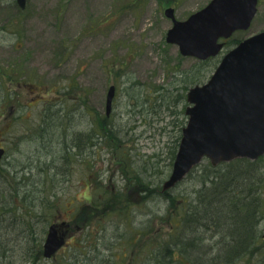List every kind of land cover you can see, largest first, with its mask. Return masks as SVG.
Returning a JSON list of instances; mask_svg holds the SVG:
<instances>
[{
	"label": "rangeland",
	"instance_id": "374dc122",
	"mask_svg": "<svg viewBox=\"0 0 264 264\" xmlns=\"http://www.w3.org/2000/svg\"><path fill=\"white\" fill-rule=\"evenodd\" d=\"M209 1L28 0L26 8L22 9L16 0H0V147L6 149L0 168L12 180L9 188L0 186V195H3L0 198V250H9L10 264L66 263L65 255L77 243L76 238H80L90 210L84 198L92 192L79 160L68 166L58 163L61 145L41 137L43 131L48 132L42 130L41 124L46 113L50 117L46 122L52 125L53 113L62 107V111L68 113L62 125H72L69 126L72 134L80 133L91 126L93 116L105 114L109 87L115 85L111 113H116L130 130L128 134L123 131L122 137L133 162L132 170L130 174L118 171L120 167L116 166L120 161L103 149L95 164L100 179L112 190L119 185L128 186L124 191L126 196L121 198L124 202L139 203L140 200H135L141 198L142 191L132 185L136 181L135 171L145 169L147 177H156L162 183L169 178L179 129L188 121L185 110L189 88L211 77L220 56L205 69L204 82L188 84L185 89L190 74L182 78L178 71L196 70L201 63L195 57L183 55L178 44L167 41L173 21L165 11L172 6L177 19L185 20ZM261 30H264V0L258 2L251 27L236 31L231 43ZM162 94L166 97L162 98ZM180 94L183 96L179 100ZM176 99L178 102L174 103ZM168 101L171 109L166 107ZM84 107L88 111L82 114ZM259 159L262 168L258 177L263 180L260 196L264 200V156ZM148 162L149 165L143 167ZM209 162L210 170L218 167L209 158L197 165ZM57 164L62 174L55 183L51 173ZM189 173L173 191L174 195L194 191ZM55 184L60 196L57 200L53 192ZM20 187L25 194L29 193L27 199L12 202L11 196L17 193L15 188L19 191ZM35 192L36 198H33ZM79 198L83 201H78ZM48 200L58 203L59 207L48 205ZM72 200H75L74 208L81 205L79 220L67 215L66 209H70ZM140 206L142 211L147 207ZM151 208L155 209L152 203ZM12 209L16 216L11 213ZM96 214L93 223L101 215L100 211ZM52 223H59L68 234L56 255L45 258L44 242ZM261 227L264 231V218ZM40 236L41 254L38 251L35 258L31 254L24 257L34 244L36 253ZM129 250L133 253L131 247ZM263 255L264 245L254 256L256 262ZM251 257L248 261L254 259Z\"/></svg>",
	"mask_w": 264,
	"mask_h": 264
},
{
	"label": "trees",
	"instance_id": "16d2710c",
	"mask_svg": "<svg viewBox=\"0 0 264 264\" xmlns=\"http://www.w3.org/2000/svg\"><path fill=\"white\" fill-rule=\"evenodd\" d=\"M213 59L199 60L201 65L196 70L192 68L189 71H178L182 78L186 73L190 74L185 89H188V84L205 80V69L212 64ZM165 95L162 94V98ZM182 96L178 95L177 99L180 100ZM177 99L173 102L177 103ZM171 106L168 101L166 107L171 109ZM57 109L53 113L54 119H51L52 125L48 124L49 121L46 122L50 119L47 113L43 116L42 130L48 132L43 131L41 137L61 145V148L58 147L62 151L58 163L68 166L79 160L83 177L92 192L91 196L84 198L88 204L86 207L89 206L90 209V213L85 216L86 224L81 229L80 238H76L77 243L68 249L64 264H264V255L257 262L254 258L264 245L261 227L264 200L260 196L263 180L258 177L259 168H262L260 159L237 158L222 162L212 170L210 162L201 163L190 172L194 191L190 190L191 193L188 194L181 191V196L173 194L181 181L173 188L164 189L161 179L150 178L149 175L147 177L145 169L139 168L135 171L136 181L132 185H137L142 191L141 198L138 199L137 195L138 200H135L140 202H124L121 197L126 196L124 191L128 186L119 185L115 190L110 189L100 179L95 164L105 149L106 153L120 161L116 166L120 167L118 171L129 173L132 170L133 162L122 137L123 131L126 134L130 132L126 124L120 121L116 113L108 115L105 112L100 117L93 116V123L89 128L72 134L69 130L72 125H62L68 113L63 112L62 107ZM63 110L65 111V107ZM84 111H88V108L83 109L82 114ZM71 120L69 117L68 121ZM182 129H179L173 159L179 147ZM53 154L56 156L55 151ZM58 165L54 173H51L55 183L57 176L62 174ZM143 165L145 167L149 162ZM0 171L5 174L3 168ZM2 176L0 172V178ZM8 177L6 174L3 176L0 186L9 188L12 185V180ZM23 184L24 182L21 183ZM57 188L55 184L53 192L56 200L60 198ZM41 190L43 192L44 188ZM15 192L17 193L11 196L12 202L26 200L29 195L21 187L19 191L15 188ZM33 198H36V192ZM78 201L83 199L79 198ZM151 203L155 209L151 208ZM47 204L59 207L58 203L49 200ZM141 204L147 206L144 211L139 209ZM74 205L75 200L70 201V209H66L67 215L79 220L77 216L81 205L75 208ZM99 211L101 215L93 223L94 214L97 215L96 212ZM11 213L16 216L14 209ZM142 214L143 219H140ZM41 240L42 237L38 242L39 248L35 249L36 253L33 252L34 244L25 252L24 257L31 254L35 258L38 251L41 254ZM130 247L133 253L130 252ZM251 256L254 259L248 261ZM11 257L9 250H0V264H10Z\"/></svg>",
	"mask_w": 264,
	"mask_h": 264
},
{
	"label": "water",
	"instance_id": "95a60500",
	"mask_svg": "<svg viewBox=\"0 0 264 264\" xmlns=\"http://www.w3.org/2000/svg\"><path fill=\"white\" fill-rule=\"evenodd\" d=\"M25 8L28 0H16ZM258 0H211L208 5L179 20L175 8L166 15L173 21L167 41L176 43L183 55L207 59L223 47L238 29L249 28ZM116 94L109 87L106 111L109 115ZM189 116L173 164L163 187L180 182L205 157L213 165L239 157L257 159L264 154V30L242 40L225 54L211 77L191 87L187 94ZM5 149L0 147V159ZM63 224V223H62ZM50 225L43 254L53 256L65 244V231ZM264 238V232H263Z\"/></svg>",
	"mask_w": 264,
	"mask_h": 264
},
{
	"label": "flooded vegetation",
	"instance_id": "af4514ba",
	"mask_svg": "<svg viewBox=\"0 0 264 264\" xmlns=\"http://www.w3.org/2000/svg\"><path fill=\"white\" fill-rule=\"evenodd\" d=\"M211 1V0H210ZM210 1L207 3V4H209L210 3ZM206 4V5H207ZM205 5V6H206ZM258 12V11H257ZM257 14V13H256ZM255 17H256V15L254 16V18H253V20H252V23H253V21H254V19H255ZM252 23H251V25H252ZM251 25H250V27H251ZM237 31H242L241 29H239V30H237ZM235 33V32H234ZM252 35V34H251ZM231 39H232V35L230 36V37H228V38H221V41L223 42V48L221 49V51L219 52V54H217V55H215V56H213V57H210V58H217L218 56H220V61L222 60V57L224 56V54L226 53V52H228L229 50H231V48H233L234 46H236V44H238V42H240V40H235L234 41V43L232 44L231 43ZM233 42V41H232ZM219 61V62H220ZM64 231H66V230H64ZM66 233H67V231H66ZM68 234V233H67Z\"/></svg>",
	"mask_w": 264,
	"mask_h": 264
}]
</instances>
